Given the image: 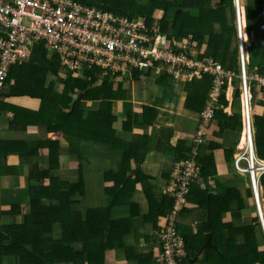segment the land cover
<instances>
[{
  "label": "trees",
  "instance_id": "trees-1",
  "mask_svg": "<svg viewBox=\"0 0 264 264\" xmlns=\"http://www.w3.org/2000/svg\"><path fill=\"white\" fill-rule=\"evenodd\" d=\"M73 1L127 17L130 21L145 17L147 24L156 27L162 36L160 48H177L179 44L189 41L204 64L213 61L225 73L230 72L235 76L240 74L233 0ZM243 2L246 30L255 32V40L248 50L247 71L249 73L255 67L258 73L264 74V0ZM240 30L243 35L242 25ZM43 46V43L36 44L27 59L10 68L0 90V105L14 98L35 101L37 110L29 113L28 121L50 132L44 141L35 142L29 147H21L13 142L15 145L10 144V149L4 155L0 152V156L15 152L13 154L17 155L20 162L18 165L27 166L29 159L37 157L39 164L44 163L47 167L45 170L39 168V177L44 178L43 184H40V179L31 177L34 173L29 166V181L35 180L26 187L27 209L14 203L0 208V264H111L115 259L107 257L111 247V232L115 234L116 240L126 237L122 224L131 214L127 219H115L112 200L105 209L86 207V210H81L79 202L86 195V185H94V181L100 185L112 182L113 188L120 181V186L129 183L134 187L146 177L140 166L147 153L155 149L174 160L163 185L165 189L171 180L174 165L185 160L191 152L196 142V132L206 121L208 106H212V114L203 128V144L198 147L196 157L200 176L188 187L185 197V209L199 207L205 212V222L197 228L196 233L185 239L187 259L196 261L205 235L210 234V246L204 250L203 263L264 264V241L261 247L255 240V226H259V223L238 231L240 222L245 223L249 218L251 223L258 221L250 183L238 175L233 176L234 179L225 177L234 172L233 155L240 139V91H234L232 102L229 103L225 98L227 83H224L220 95L213 102L209 93L214 76L205 74L200 79L194 76L188 81L186 75L191 70L185 68L183 77L176 80L168 74L169 67L163 61L148 62L147 59L139 65L114 75L108 73L104 77L99 69L94 71L93 67L86 64L80 69L70 70L62 67L58 55L50 56ZM134 57L137 58V55ZM166 79L172 83L187 80L184 89L188 96L183 98L182 111L178 112L179 117L189 119L192 126L187 130L169 128L164 131L176 138L177 143L186 141L187 138L183 136L195 133L189 146H172L168 143L164 147L159 140L152 148L147 146V135L142 133L157 118L158 98L153 99L148 93V85L165 87ZM123 84L139 92L135 101L132 95L128 97ZM257 103L264 108V100ZM4 105L10 111L17 109ZM114 105L121 110L120 114L114 111ZM2 108L0 106V112H3ZM226 108H229L227 113ZM132 128H136V136L139 135L137 140L141 142L123 140L125 131L127 137L135 136L133 131L127 132ZM119 129L124 132H119ZM253 129L255 154L264 162V115L253 116ZM61 139L67 142L66 146L59 145ZM243 145L244 136L239 147ZM105 150L109 151L106 155L108 158L121 157L114 170H109L106 159H97ZM72 157L76 162L74 166L72 162L69 165L75 168V187L63 183L62 179L51 178L49 174L58 169L60 161L65 163L67 158ZM9 172L14 170L0 171V175ZM146 178L148 182L151 180L150 176ZM259 186L264 200V174L259 179ZM143 192L148 205L147 216L152 214L151 217H158L168 213L171 199L163 195L161 198H151ZM232 213L236 214L235 219ZM222 214L231 215V222L223 224L218 231L224 236L216 232L222 222ZM104 223L108 225L107 228H104ZM153 229L159 231L155 221ZM240 236L243 237L241 243L238 241ZM121 241L118 248L127 253L126 261H129L130 245L124 248ZM229 259L234 263L229 262ZM136 261L148 264L144 256Z\"/></svg>",
  "mask_w": 264,
  "mask_h": 264
},
{
  "label": "built area",
  "instance_id": "built-area-1",
  "mask_svg": "<svg viewBox=\"0 0 264 264\" xmlns=\"http://www.w3.org/2000/svg\"><path fill=\"white\" fill-rule=\"evenodd\" d=\"M240 25L238 11L236 26L241 54L240 74L235 76L225 73L213 61L204 64L189 41L177 48H160L161 34L156 27L147 24L145 17L130 21L127 17L99 11L73 0H0V90L10 68L27 59L33 47L40 43L50 56L60 57L62 67L76 70L86 64L94 71L99 69L103 77L139 65L145 59L148 62L163 61L169 67L168 74L176 80L183 77L185 68L191 70L186 75L188 81L194 76L200 79L205 74L212 75L214 80L209 97L213 102L227 79L235 78L240 87L244 145L236 146L239 153L233 155V169L239 175H247L254 194H257L264 162L255 154L253 116L261 109L257 102L264 100V74L256 69L247 71L248 58L242 52ZM211 107H207L206 121L196 132L191 152L185 160L174 165L171 180L165 188L172 203L157 232L159 252L154 264H190L185 238L178 229V218L186 206L188 187L200 176L197 149L203 144V128L212 114ZM261 228L264 232L263 220Z\"/></svg>",
  "mask_w": 264,
  "mask_h": 264
},
{
  "label": "crops",
  "instance_id": "crops-1",
  "mask_svg": "<svg viewBox=\"0 0 264 264\" xmlns=\"http://www.w3.org/2000/svg\"><path fill=\"white\" fill-rule=\"evenodd\" d=\"M185 80L179 83L173 82V87L177 89L178 93L176 94V98L172 97L169 99L173 102L168 101V99L160 100L159 104L156 107L157 118H154V124L150 126V128L148 127L146 130H141L144 135H147V146H151L153 148L154 146H156L159 140H161V144L164 145V147L169 144H171L172 146H180V143H177V139L174 137H170L168 132H165L164 129L166 130L170 128L173 130L179 128L181 130H187L190 125L192 126L191 121L189 119L185 120L179 117V110L178 107L175 105L176 103L174 102V100H177V98H182V95L184 96V98H186L184 85L186 84L185 82L187 80ZM135 90L136 89L131 88V93L128 94V97H131L132 95L134 101L136 96L139 94V92ZM134 101H132V104L137 110V106L135 105ZM17 103L19 105L16 110H30L31 113L37 110V107L26 109L25 106L22 105L21 101ZM135 108H133L134 113H136ZM260 108L261 109L256 114L258 116L264 115V108ZM113 109L114 111H117L120 114L121 110L116 105L113 106ZM21 113L25 114L23 112ZM7 115L8 112H0V152L2 155H4V153L10 149V147H8L10 144L15 145L14 143H30L32 145L35 142L44 141L47 136V133H50L46 132L43 127H39L34 123H28V119L30 118H22V120L11 121L10 119H8ZM40 124L44 125L43 123ZM132 131L135 136L131 137L130 135H128L129 137H131L129 139V137H127L126 131H120L119 129V132H124L125 138L123 140L126 142L137 141L139 135L136 136V128H132L127 132ZM120 137H122L121 134ZM59 145L66 146L67 143L64 144L62 142H59ZM104 148L108 147L104 146ZM107 150H105V152L102 153L101 156L98 155L97 159H106V163H108L109 165V170H114L117 167V163L120 161L121 157L113 156L112 158H108L106 157L109 152H106ZM13 153L15 152H9L5 156H0V171L2 172L8 169L14 170V172L6 173V175H0V208L1 206L5 207L9 203H14L23 205L24 208L27 209L26 187L28 186V184L26 180L29 175V166L30 163L38 164L40 160L37 157H32L28 160L27 166L18 165V163H20L18 157ZM165 156L166 155H163V153H159L155 149H151L147 153L140 167L142 173L146 177L150 176L151 180L149 182L146 177H143V181L140 183H136L134 187H132L129 183H127L125 186H120V181L117 182L118 186L113 188L112 182H103L102 185H100L96 181H94V185H86V195L84 198L81 197L79 202L81 210H86V207L105 209L107 207L108 202L112 200L114 202L113 211L115 219L124 217H126L127 219V217L131 214L127 220H124L125 222L122 224L123 231L125 234H127L126 237H121V239L116 240L115 234L113 235V232H111V247L109 251L110 253L107 255V257L115 258L113 261H111V264H143L138 263L136 261V259L141 256L145 257V262H148V264H154V258L159 252V244L157 239V231L153 229V222L155 221L158 228H160L163 224L164 216L160 214V216L158 217H151L152 214H150V216H147L148 205L143 190L145 191L147 196L151 198H159L155 183L157 181H161L163 185L164 183H166L167 175L171 172L170 169L174 162L173 159L166 158ZM67 159H69V162H72L74 166V162H76V160L73 157ZM166 162H170L171 165ZM63 163L64 162L60 161L58 169L49 173L51 178H59L65 180L68 177H75V168L69 165V169L67 168V170H63ZM45 167L46 165L44 163L41 164L40 170H45ZM117 178L119 179L120 177ZM110 189H112V191H110ZM163 189L164 188H162V190ZM89 190L91 191V196L88 195V193H90ZM99 192L101 193L99 194ZM10 193L11 196H9ZM129 203H132L134 205H131ZM258 205H260V203H258ZM230 216L224 214L221 223H230L231 220H227L228 218H230ZM204 220L205 212L199 207L192 206L188 209H184L178 218L179 232L185 238H189L191 235L197 232L198 227H202L203 223L205 222ZM107 227L108 225L104 223V228ZM120 241L123 244L124 248L125 245H130L129 250L131 252H129L128 257L131 259L129 261H126L127 253L122 249L118 248ZM203 255L204 252L203 254H200V256ZM194 264H197V262H194Z\"/></svg>",
  "mask_w": 264,
  "mask_h": 264
},
{
  "label": "rangeland",
  "instance_id": "rangeland-1",
  "mask_svg": "<svg viewBox=\"0 0 264 264\" xmlns=\"http://www.w3.org/2000/svg\"><path fill=\"white\" fill-rule=\"evenodd\" d=\"M234 1V4L236 3V0H233ZM238 6L240 7V11H241V15L243 14L244 15V6H245V3L243 2V0H238ZM227 13H228V16H229V11H227ZM242 15V18H241V25H242V27H243V30H244V34L242 35L243 36V46H244V51H245V57H247L248 58V50H249V47H251L252 46V44H253V42H254V40H255V32L254 33H252V32H245V30H246V27H245V21H244V16ZM260 32V31H259ZM180 42H178V44H179ZM234 43H235V39H234ZM234 43H233V46H234ZM183 44H179L178 46H182ZM237 55H238V53H237ZM256 68L254 67L252 70H255ZM251 74V73H250ZM249 74V75H250ZM53 79V78H52ZM48 82H46V84H47ZM227 87H226V89H225V98H226V100H228V102H230L231 103V101H232V95L234 94V91L235 90H238V91H240V87H239V81L237 80V79H235V78H233L232 80H230V79H227ZM57 84H55V86H56ZM148 85V84H147ZM149 86V90H148V93L149 94H151L153 97V99H157L158 98V103L157 104H159V102H160V100H166V99H168V101H170V102H173L172 100H169L170 98H172V97H175L176 98V94H178L177 93V89H175V87H173V83L170 81V80H165V87H158V86H153V85H148ZM57 87V86H56ZM123 87L126 89V94L128 95V94H130L131 93V88H128L127 86H126V84H123ZM147 89H148V87H147ZM60 91H61V89H59ZM179 92H180V90H179ZM185 96H186V98H187V96H188V93L187 92H185ZM181 97V96H180ZM184 98V96L182 95V98H177V100H174V102L176 103L175 105L178 107V110L179 111H182V101L184 100L183 99ZM239 99H241V96H240V98ZM8 101V102H7ZM19 101H21V103H22V105L23 106H25V108L26 109H31L32 107H36V102L35 101H31V100H29V99H27V98H20V99H18V98H14V99H8V100H6V101H4L3 103H1V105L0 106H3V108H2V111L4 112V113H7L8 112V119H10L11 121H13V120H22V118H27V117H29V113H30V110H26V111H24V110H14V111H10L4 104H8V105H10V106H12V107H17L18 108V103L17 102H19ZM253 101H255V100H253ZM257 101H255V103H256ZM64 106V104L62 105V107ZM10 112V113H9ZM21 112H23V113H25V114H22ZM225 112L227 113V112H229V108H226L225 109ZM9 115H10V117H9ZM241 115V114H240ZM30 121H32V120H30ZM28 123H29V121H28ZM154 123H153V121H152V125H153ZM241 132H242V125H241ZM122 135V134H121ZM242 136H243V134H242ZM125 137V136H124ZM183 137H186L187 139H186V141H183L182 140V142L180 143V144H183V146H186V145H189L190 144V142L192 141V139H193V135H191V133L190 134H188V135H186V136H183ZM242 140V137H241V133H240V139H239V141H238V145H237V147L238 148H240L239 147V143H240V141ZM137 141H139V142H141L142 140H140V139H138ZM59 142H62V143H67L65 140H63V139H61V140H59ZM16 145H18V146H21V147H29L31 144L30 143H28V144H26V143H15ZM56 151V150H55ZM239 152L238 151H236V154L234 153V155H237ZM234 157V156H233ZM172 159V158H171ZM166 163H168V164H170L171 165V163L170 162H166ZM218 164L220 163V162H217ZM41 164H43V163H41L40 162V164L38 163H30V167L32 168V172L34 173V175L33 176H31V177H33V178H37V179H40V184L42 183L43 184V180H44V178H40L39 177V168L41 167ZM69 159H66V161H65V163H63L62 164V166H63V170H67V168L69 169ZM170 165H166V166H170ZM47 167H45V169H46ZM231 175H232V177H231ZM241 176V177H243V178H245L244 180L246 181V183H248L247 182V178H246V176H244V175H239V174H237L235 171L234 172H232L231 174H227L225 177L227 178V179H234L233 178V176ZM220 177V176H219ZM225 177L223 178V179H225ZM29 178H30V176H28L27 177V180H26V182H27V184L28 183H31L33 180H35V179H31L30 181H29ZM76 177H74V178H71V177H68V178H66L65 180H63V183H65V184H72L74 187H75V185L77 184V179H75ZM235 178H237V177H235ZM39 184V185H40ZM155 185H156V188H157V194H158V196H159V198H161L162 197V195L163 196H166L168 199H170L169 198V196H168V194L166 193V191H165V189H163L162 190V188H163V184H162V182L161 181H157L156 183H155ZM203 186H201V188H202ZM76 189H78V188H76ZM258 189H259V195H258V197H259V203H260V211H257V214H258V221L257 222H255V221H253L252 223L250 222V218H249V220L248 219H246V221H245V223L244 222H240V224H239V226H238V231H239V229L240 228H242V227H247V226H251V225H256V224H258V223H260V221H261V219L263 218V221H264V200H263V198H262V190H260V186H258ZM162 190V191H161ZM251 193L253 194V192L251 191ZM254 195V194H253ZM254 199V198H253ZM171 202V201H170ZM254 205L257 207V205H256V203H254ZM170 209H171V206H170ZM170 209H169V211H170ZM168 211V212H169ZM223 215V214H222ZM232 216H233V218L235 219V217H236V214L235 213H232ZM223 217V216H222ZM230 220H231V216H230ZM221 226H223V224L220 222V224H219V228H218V230H216V232H218L219 230H220V228H221ZM226 227V226H225ZM224 227V228H225ZM227 228H229V227H227ZM260 230H261V233H260ZM183 233V232H182ZM219 234H220V232H218ZM228 233H230V232H228ZM220 235H223L224 236V233H222V234H220ZM218 238H220L219 236H217ZM158 239V238H157ZM221 239V238H220ZM222 240H223V237H222ZM255 240H257V242H259V244H260V246L262 247L263 246V244H262V242L264 241V235H263V232H262V229H261V226L259 225V226H255ZM238 241L241 243V242H243V237L242 236H240V237H238ZM223 242V241H222ZM199 254V253H198ZM204 260H205V255H203V256H196V261H194V262H197V264H206V263H203L204 262ZM231 261V263H234V261L232 260V259H229V262ZM3 264H14V263H3ZM194 264V263H193Z\"/></svg>",
  "mask_w": 264,
  "mask_h": 264
},
{
  "label": "clouds",
  "instance_id": "clouds-1",
  "mask_svg": "<svg viewBox=\"0 0 264 264\" xmlns=\"http://www.w3.org/2000/svg\"><path fill=\"white\" fill-rule=\"evenodd\" d=\"M238 0H236V3L234 4V8H235V25H236V15H237V12H238V2H237ZM78 3V2H77ZM81 4V3H80ZM97 10H99V9H97ZM99 11H101V10H99ZM240 14H241V12H240ZM243 15V14H242ZM242 15H240L241 16V18H242ZM244 16V15H243ZM139 18V17H138ZM245 21V20H244ZM245 27H246V25H245ZM236 31H237V26H236ZM245 32H247V30H245ZM162 37V36H161ZM184 44V43H183ZM237 44H238V35H237ZM242 46V52H244L245 53V51H244V46H243V44L241 45ZM237 53H238V61H239V56H240V48H239V44H238V51H237ZM248 62H249V60H248ZM239 81V80H238ZM173 166V165H172ZM244 176H246V178L248 179V177H247V175H244ZM248 181H249V179H248ZM249 183H250V181H249ZM250 187H251V183H250ZM251 191L253 192V189H252V187H251ZM259 189H257V194L259 195ZM253 194H254V192H253ZM252 194V195H253ZM257 194H254L253 195V198H254V203H256V205H257V207L259 208V211H260V205H258V203H259V197L257 196ZM256 198H257V200H256ZM172 201V200H171ZM26 205H27V203H26ZM28 206V205H27ZM256 207V206H255ZM257 207H256V211H258V209H257ZM185 208H186V206H185ZM184 208V209H185ZM258 215V214H257ZM261 220H263V218L261 219ZM259 225L261 226V221H260V223H259ZM262 229V228H261ZM263 232V231H262ZM206 235H210V234H206ZM206 235H205V237H206ZM263 235H264V232H263ZM185 238V237H184ZM186 239V238H185ZM204 243H205V241H204ZM207 248V247H206ZM205 250V249H204ZM204 252V251H203ZM203 252H202V254H203ZM190 262V264H193L194 262L193 261H189Z\"/></svg>",
  "mask_w": 264,
  "mask_h": 264
},
{
  "label": "water",
  "instance_id": "water-1",
  "mask_svg": "<svg viewBox=\"0 0 264 264\" xmlns=\"http://www.w3.org/2000/svg\"><path fill=\"white\" fill-rule=\"evenodd\" d=\"M257 209H258V211H259V208H258V207H257ZM209 246H210V235H206V237H205V243H204V245L202 246V248H201V250H200L198 256L204 251V249H205L206 247H209Z\"/></svg>",
  "mask_w": 264,
  "mask_h": 264
},
{
  "label": "bare ground",
  "instance_id": "bare-ground-1",
  "mask_svg": "<svg viewBox=\"0 0 264 264\" xmlns=\"http://www.w3.org/2000/svg\"><path fill=\"white\" fill-rule=\"evenodd\" d=\"M240 10V7H238V11ZM240 35H241V30H240ZM243 42L242 40V35H241V43Z\"/></svg>",
  "mask_w": 264,
  "mask_h": 264
}]
</instances>
